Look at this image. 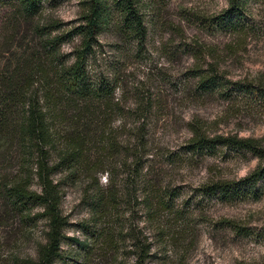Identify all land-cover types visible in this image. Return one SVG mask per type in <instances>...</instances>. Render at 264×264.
Listing matches in <instances>:
<instances>
[{"label": "rangeland", "instance_id": "rangeland-1", "mask_svg": "<svg viewBox=\"0 0 264 264\" xmlns=\"http://www.w3.org/2000/svg\"><path fill=\"white\" fill-rule=\"evenodd\" d=\"M82 1L40 0L39 12L19 23L12 22L10 5L1 3L0 46L4 43L9 51L0 55V69L9 55L22 54L18 49L27 42L37 43L32 35L36 25H53L51 37L65 34L59 54L69 64L79 39L68 35L80 23ZM228 4L229 0H140L143 38L120 36L109 28L92 44L89 74L113 78L118 85L113 101H118L120 117H104L114 143L121 154L129 151L128 162L138 153L142 173L152 184L173 190V196L165 197L167 209H157L151 221L145 220L139 204L123 211L128 225L149 243V264H264V179L227 202L197 193L202 185L247 176L264 166V158L228 147L187 149L189 140L201 135L255 139L264 151V101L235 90L222 95L196 90L194 71L215 64L212 69L229 83L264 84V0H243L241 15L232 19L239 32L216 25ZM50 160L55 161L54 154ZM106 161L112 181L108 183L109 174H98L97 185L104 192L116 191L117 207L95 226L86 198L91 183L63 171L53 176L59 183V211L66 220L55 264L120 263V173L126 166ZM5 165L0 164V175L14 174L15 169ZM31 188L38 190L34 183ZM95 230L110 233L111 245L101 237L91 238L88 232ZM44 233L41 220L32 226L11 218L0 221V264H31Z\"/></svg>", "mask_w": 264, "mask_h": 264}, {"label": "trees", "instance_id": "trees-1", "mask_svg": "<svg viewBox=\"0 0 264 264\" xmlns=\"http://www.w3.org/2000/svg\"><path fill=\"white\" fill-rule=\"evenodd\" d=\"M39 1L0 0V4H9L12 22L19 23L28 21L39 12ZM80 5V23L68 35L79 39L69 64H65L59 54L65 34L51 37L49 29L53 25H36L32 28V35L37 43L27 42V47L18 49L22 54H12V58L9 55V61L6 60L0 69V164L15 169L12 175H0V221L17 219L26 226L34 225L37 220L43 221L44 242L37 246L31 264H55L60 258L66 220L59 211V183L53 180V176L63 171L73 179L80 175L91 183L92 191L86 198L95 226L117 207L116 191H102L96 175L109 174L110 183L112 175L106 160H118L119 164L126 166V171L120 173L119 264H149V243L128 225L129 219L125 221L123 211L139 204L145 220L151 221L157 209H167L168 199L166 201L165 197L173 196V190L164 191L152 184L145 171L142 173L143 166L137 152L131 154L133 159L128 162L129 151L122 150L124 157L121 159L120 146L114 143L111 135L114 132L104 118L120 117L118 101H113V92L118 85L113 78L91 76L86 67L94 38L100 32L112 28L120 36L138 41L144 37L140 0H84ZM242 6L243 0H229L228 8L218 15L217 27L239 32L238 24L232 19L241 15ZM7 51L8 47L2 43L0 55ZM215 65L204 71H194L197 72L194 75L197 92L222 95L235 90L240 95L264 101V84L229 83L217 75ZM217 146L246 150L264 158L258 140L236 136L207 139L194 135L187 149L197 152ZM52 154L55 161L50 160ZM91 155L96 157L91 158ZM263 179L264 166L236 181L219 180L202 185L197 193L227 202L245 195L248 188ZM32 183L38 190L31 188ZM224 224L237 228L231 223ZM88 234L94 239L101 237L104 244L111 245L110 233L103 235L95 230ZM82 247L87 249L88 245L82 243Z\"/></svg>", "mask_w": 264, "mask_h": 264}]
</instances>
